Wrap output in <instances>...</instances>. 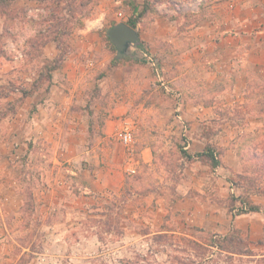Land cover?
<instances>
[{
  "label": "rangeland",
  "instance_id": "obj_1",
  "mask_svg": "<svg viewBox=\"0 0 264 264\" xmlns=\"http://www.w3.org/2000/svg\"><path fill=\"white\" fill-rule=\"evenodd\" d=\"M200 1L150 0L152 5L145 16L150 20L162 15L167 21L170 17L176 27L175 33L178 28L180 34H191L197 24L188 27L189 24L198 21L197 14L202 13L193 11ZM100 2L104 7L103 0H85L84 6L79 1L70 4L63 0L58 6L53 0H17L14 11H10L13 17L5 18L0 14V201L2 198L14 199L13 208L19 205L21 212L20 218L8 214L3 217L4 211L1 210L8 208V205H0V244H14L13 253L20 255L17 264H27L33 256L32 251H40L43 243L51 241V227L57 226L60 229L58 232H62L73 244L77 241L83 243L74 250L72 264H264V183L257 184L259 188H249L243 181V187L232 183L233 180H241L238 172L252 162V148L264 133V114L258 111L260 101L256 95L243 103L222 106L225 116L221 115L219 122L204 124L212 131L222 128V124L229 120L239 130L232 142L236 151L233 157L238 162L228 170L221 169L220 176L226 178L217 181L212 177L209 181V189L215 186L216 191H209L215 203H221L230 210L235 209L234 213L238 215L228 225L222 224L223 231L200 227L196 220L177 216L172 207L175 192L200 194L188 189L189 185L184 184L186 181L180 182V170L183 171L181 168L185 161L181 152L184 150L183 143H179L177 134L169 138L166 126L163 127L153 119L148 121V117L142 121V129H136L132 145L123 142L120 149H125L127 157H130L136 154L139 144L149 143L153 147L152 164L141 163L136 172L127 173L121 189L102 185L100 190L87 193L84 188L87 184L85 176L81 172L77 175L67 172L68 169L76 170L80 163L69 161L70 155L60 152V147H66L65 143L68 142L64 139L66 126H60L62 137L52 139L49 132L53 129L44 127L43 120L50 112L49 108L62 104V99L67 101V96L80 98L76 104H85L81 98L82 93L75 89L86 86L82 75L88 81H93L99 73L102 77L101 93L96 100L99 104L93 105V102L90 107L83 108L89 107L90 110V115L87 111L84 115L87 123L90 119L101 124L103 118L111 113L107 108L118 94V79L111 73V69L124 60L136 66L141 77L145 78L143 81L148 82L141 95L146 102L144 107L147 108V114L154 116L157 107L164 110L169 106V94L157 84L148 62L136 54L133 59L125 58V55L117 60L116 46L110 41L109 53L75 52L73 56L86 65L84 70L70 66V73H64L61 69L50 73L47 69V65L51 64L49 59H54L59 49L52 39L55 28H49L44 20H53L55 15L61 14L63 23L73 26L68 39L70 53L73 50L71 38L74 35L75 38L81 28L92 26L87 21L99 10ZM127 3L134 4V8L126 6ZM156 3L159 10L155 9ZM143 4L144 0H122L114 12L122 9L119 18L127 17L128 21L137 16ZM149 23L141 24L139 29L149 31ZM63 27L59 25V28ZM103 32L107 34L108 25L104 26ZM152 42L153 46L149 49L161 60L164 74L170 65L176 63L170 59L168 38L154 39ZM91 60L95 61L94 65H89ZM93 70L98 71L91 74ZM49 74H52L54 85L50 91L47 89L50 86ZM256 80L261 81H258L254 94H258L260 87L264 86L263 77ZM93 83L97 84L96 81ZM23 91L31 93L26 96ZM89 97L92 98V93ZM162 123L165 125L164 121ZM129 125L128 128L134 131L137 124L132 121ZM149 128L154 131L149 133ZM81 138L76 137L78 140ZM85 139L92 142L88 135ZM108 141L112 144L111 140ZM84 146L87 147L88 143ZM221 151L222 147L219 149ZM97 155L99 160H107L109 156L100 154V151ZM89 158L83 160L82 164L87 162L93 165L91 158L94 157ZM201 171L207 172L206 169H200L198 163H194L185 172L200 174ZM62 178L65 184L57 181ZM196 181L200 182L199 179ZM54 194L61 198L57 200ZM206 195L202 194L200 198ZM240 196L250 198L260 206V210L241 212L243 205L238 200ZM3 220L9 229L17 232L7 238L2 236ZM226 235L231 237L225 239ZM22 246L30 248V251L22 254Z\"/></svg>",
  "mask_w": 264,
  "mask_h": 264
},
{
  "label": "crops",
  "instance_id": "obj_2",
  "mask_svg": "<svg viewBox=\"0 0 264 264\" xmlns=\"http://www.w3.org/2000/svg\"><path fill=\"white\" fill-rule=\"evenodd\" d=\"M103 2H105L104 7L100 2L99 10L87 21L92 26L81 28L80 34L71 38L73 50L71 49L62 65L54 71L61 69L64 73H70L68 69L70 66L84 70L86 65L73 56L77 50L81 53H88V51L93 53H95L94 51L110 52L109 39L103 32L104 26L108 25L109 30L119 22L127 23V17L119 18V15H122V9L114 12L122 0H103ZM157 5L158 3H156V9H158ZM197 5V9L193 11L202 13L197 14L198 21L189 24L188 27L197 24L191 34H188L189 32L180 34L178 28L175 33L176 27L173 19L169 17V21H167L166 17H162V15L152 17L150 20L145 16L137 23L136 29L139 37L148 48L153 46L154 39L168 38L170 59H174L176 62L164 71L170 90L164 89L156 81L169 94V106L164 110L157 107L154 116H150L146 112L147 108L144 107L146 102L143 101L141 95L148 82L143 81L145 78L141 77V72L136 66L126 63L124 60L126 57L132 58L135 54L140 57L141 49L136 46L132 47V52L123 59L125 63L122 61L111 69V73H114L118 79V94L115 96L116 100L109 96L111 100L115 101L108 106L107 110L111 113L103 118L101 124L90 119L87 123V118L84 116L85 111L90 115L91 103L99 104L96 100L101 93L102 77L100 73L93 78V81H88L82 75V81L86 86L75 87L82 93L81 98L85 104L82 106L76 104L79 103L80 98L70 95L65 97L67 101L61 100L63 105L56 104V107L49 108L50 112L44 118L43 125L53 129L49 132L52 139L58 136L62 137L60 126H66L64 139L68 142L65 143L66 147H60V152L65 155L69 154V161L80 163L79 168L68 169L67 172L72 175L81 172L85 176L87 184L84 185V188L87 193L96 191V189L100 190L99 187L102 185H110L111 189L119 190L124 186L127 173L136 172L141 163L152 164L153 147L149 143L139 144L136 154L130 157L129 155L127 157L125 149H120L123 144L120 139L123 129L130 127L129 124L133 121L134 124H137L134 127L135 134L138 127L142 129L141 123L145 117H148V121L153 119L163 127L166 126V130H169V138H173L170 135L177 134L179 143H183V149L193 156L191 161L182 166L180 182L186 181L184 184L189 185L188 189H193L200 196L209 194V191L211 193L216 191L215 186L214 189H209V181L212 180V177L217 181L226 178L227 176L224 178L220 176L221 169L228 170L238 162L233 157L236 151L232 144L239 133L237 127L228 120L222 124V128L209 131V126L204 124L211 121L219 122L221 115L225 116L226 114L222 106L247 101V89L261 81L256 78H264V0L216 1L208 7L206 12H203L205 9L200 8V3ZM126 6L134 8V4L127 3ZM134 10L129 14L130 16ZM147 23L150 24L149 31L139 29L141 24L147 25ZM75 41L76 44H74ZM149 50L151 51V49ZM94 62L91 60L89 65H94ZM95 71L98 70H93L91 74L97 73ZM95 81L97 84L93 83ZM53 86L52 78L48 91L52 90ZM90 93H92V98L89 97ZM68 100L70 101L68 102ZM87 106H89L88 109H83ZM39 110H41L40 106ZM37 115L39 114L37 113ZM55 115H59V117ZM226 119L228 118L226 117ZM163 121L165 125L162 123ZM90 122H92V132H89ZM149 129V133L154 131L153 128ZM156 129L159 128L156 127ZM87 135L90 136L91 143L85 139ZM76 137L83 138L78 140ZM100 138L102 140H99ZM73 140L76 142L73 143ZM108 140H111L112 144ZM86 143H88L87 147L84 146ZM208 144L213 148L216 158L220 160V164L216 167H213L208 159L196 155L203 152ZM220 147H222L221 152H219ZM99 151L100 154L109 155L107 160H99V155H97ZM92 156L94 157L91 158L93 165L87 162L85 165L82 164L83 160H89V157ZM101 162L104 163L101 164ZM194 163L196 165L198 163L200 169H206L207 172L201 171L200 174L188 172L189 174H187L185 171H188ZM129 166H132L131 169L128 168ZM196 179H199L200 182H197ZM58 180L62 184L66 183L63 178ZM175 194L172 207L177 212V216L187 220H196L200 227L223 231V223L228 225L238 217L234 213L235 209L230 210L221 203H215L211 194L204 198H200L196 194L186 195L181 192H175ZM53 196L57 200L61 198L59 195L54 194ZM13 200L12 198L1 199L0 205H8V208L1 210L4 211L3 217L7 214L17 216V218L21 217L20 206L13 208ZM51 228L53 229L51 241L43 243L40 251H32L33 256L27 264H72L74 250H77L78 245H83V243L77 241L73 244L62 232L59 233L60 229L57 226ZM12 230L3 220L1 235H5L7 238L17 232ZM13 245L0 244V264H17L20 255L13 253ZM17 245L19 244L17 243ZM22 248V254L30 251L28 247L22 246ZM69 250L72 251L66 253Z\"/></svg>",
  "mask_w": 264,
  "mask_h": 264
},
{
  "label": "trees",
  "instance_id": "obj_3",
  "mask_svg": "<svg viewBox=\"0 0 264 264\" xmlns=\"http://www.w3.org/2000/svg\"><path fill=\"white\" fill-rule=\"evenodd\" d=\"M39 1H46V0H39ZM63 0H53L54 3H56L59 6V3L62 2ZM68 3L72 4V3H77L79 1V4H81V6H84V1L85 0H66ZM216 0H201L200 1V8L201 9H205L207 10L208 7L212 4V2H214ZM17 2V0H0V14L3 15L5 18L8 17H13L10 14L14 11L15 9V3ZM152 4H150V0H144V4H143V8L141 9V11L137 14L136 17L131 18L127 21V24H129L130 26H132L133 28L137 27V23L140 21V19H142L143 17H145V14L148 12V10L150 9V6ZM9 9V10H8ZM156 9V8H155ZM9 11V12H8ZM204 11V10H203ZM208 11V10H207ZM63 15L61 14H57L53 17V20L51 18L49 19H45L44 22L47 23L49 25V28L51 26H53V28H55L52 31V34H54V37L52 38L53 40H55V42L58 45V49L59 52L57 53V56L54 59H49L51 60V64L47 65V69L50 71V73L59 68L63 61L66 59L69 51H70V46H69V41L68 39L71 36V32H72V28L73 26H69V24H64L63 23ZM66 22H68L67 20H65ZM53 23H55V25H53ZM59 25H63V28H59ZM114 26V25H113ZM107 37L109 39V41L115 45L112 40L110 39L108 32H107ZM30 43V42H29ZM136 47L138 49H141V52L147 51V52H151L149 50V48L147 46L144 45L143 41L141 40L140 37H138L137 41H136ZM154 55V54H153ZM141 56L143 57V55L141 54ZM155 56V55H154ZM118 60V58H116ZM155 59L157 60V62L161 65V60L159 59V57L155 56ZM153 71V70H152ZM48 77L50 78V85H51V81H52V74H49ZM258 84H253V86H251L249 88V96L253 97V95L258 96V100L260 101V104L258 105L260 108H258V111L262 114H264V86L260 87V90L258 94H254L255 90L257 89ZM50 86L47 87V89L49 90ZM31 93V91L26 92L23 91V94H25L26 96L29 95ZM263 99V100H261ZM89 132H92V122H90V126H89ZM258 136V135H257ZM259 138H261L257 144H255L253 149V153H252V162L247 163L246 165L243 166V171L238 172V177L241 178V180L237 181V180H233L232 183L234 185L238 184V186L243 187V182H246L247 185L249 186V188L256 187L259 188L260 182L264 183V133L262 134V136H260ZM31 142H29V146L31 147ZM183 154V160L185 161L184 164L186 162H189L193 159V156L189 153H187L186 151L182 150L181 151ZM198 157L200 158H206L210 161L211 165L213 167H216L217 165L220 164V160L216 158V155L214 154V150L213 148L208 144L205 148V150L201 153H197ZM243 181V182H242ZM259 184V185H257ZM238 200L241 202V204L243 205V207L241 208V212H257L260 210V206L257 204H254L250 198H246L244 196H240L238 198ZM231 235L229 236H224V238H230ZM244 251V250H243Z\"/></svg>",
  "mask_w": 264,
  "mask_h": 264
},
{
  "label": "water",
  "instance_id": "obj_4",
  "mask_svg": "<svg viewBox=\"0 0 264 264\" xmlns=\"http://www.w3.org/2000/svg\"><path fill=\"white\" fill-rule=\"evenodd\" d=\"M108 35L116 46L117 58L130 54L139 37L137 29L126 22H119L112 26L108 30Z\"/></svg>",
  "mask_w": 264,
  "mask_h": 264
},
{
  "label": "built area",
  "instance_id": "obj_5",
  "mask_svg": "<svg viewBox=\"0 0 264 264\" xmlns=\"http://www.w3.org/2000/svg\"><path fill=\"white\" fill-rule=\"evenodd\" d=\"M143 58L148 62V64L152 67L153 73L156 77V81L159 82V84L166 90H170V86L168 84V81L166 80L162 67L155 59V56L152 54V52L144 51L142 52ZM120 139L127 145H132V142H134V131L130 128L123 129L121 133Z\"/></svg>",
  "mask_w": 264,
  "mask_h": 264
}]
</instances>
